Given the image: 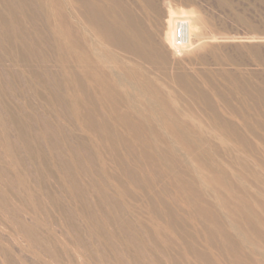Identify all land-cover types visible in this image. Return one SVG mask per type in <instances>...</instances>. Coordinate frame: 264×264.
<instances>
[{
  "label": "rangeland",
  "instance_id": "obj_1",
  "mask_svg": "<svg viewBox=\"0 0 264 264\" xmlns=\"http://www.w3.org/2000/svg\"><path fill=\"white\" fill-rule=\"evenodd\" d=\"M0 264H264V0H0Z\"/></svg>",
  "mask_w": 264,
  "mask_h": 264
}]
</instances>
